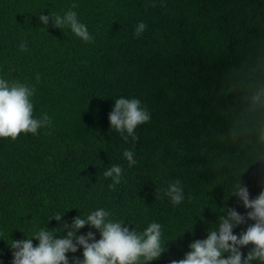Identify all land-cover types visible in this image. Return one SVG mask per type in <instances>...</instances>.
Returning a JSON list of instances; mask_svg holds the SVG:
<instances>
[{"label":"trees","instance_id":"obj_1","mask_svg":"<svg viewBox=\"0 0 264 264\" xmlns=\"http://www.w3.org/2000/svg\"><path fill=\"white\" fill-rule=\"evenodd\" d=\"M69 10L91 43L39 20ZM0 78L34 87V118L52 121L0 138V264H12V241L41 229L66 237L63 224L101 208L138 233L162 226L167 250L151 264L183 259L227 209L245 217L233 234L254 223L232 194L238 183L250 200L264 191V0H0ZM121 97L150 113L136 140L111 128ZM112 165L123 168L114 190L103 175ZM176 180L179 205L164 195ZM89 232L100 239L87 225L76 235Z\"/></svg>","mask_w":264,"mask_h":264},{"label":"clouds","instance_id":"obj_2","mask_svg":"<svg viewBox=\"0 0 264 264\" xmlns=\"http://www.w3.org/2000/svg\"><path fill=\"white\" fill-rule=\"evenodd\" d=\"M72 8H76V5L73 4ZM39 20L44 25L51 20L53 27L60 29L68 27L76 37L86 43L93 41L87 26L78 20L77 13L73 10L67 11L63 16L41 14ZM146 28L145 23H138L135 36L140 37ZM19 47L22 52L26 51V41ZM34 94V87L0 78V138L15 140L21 133L36 135L41 128H51L52 121L47 113L40 118H34V105L31 100ZM150 119V113L136 98L116 99L109 115L111 128L120 133L125 141L128 137L138 139L135 129ZM125 132L127 135H124ZM123 157L129 167L136 164L133 151L125 150ZM122 172L120 165H112L103 173L106 178H112L110 190H114L120 183ZM164 195L174 205H179L184 200L180 181L171 182ZM232 195L237 196L246 209H250L247 219L254 223L239 236L233 234V229L243 224L245 217L234 209H227V217H219L218 227L210 229L206 239L192 242L185 257L173 260L171 264H252L253 261L264 264V191L250 200L248 189L238 183ZM110 215V212L101 208L92 211L86 218L78 216L73 219L71 226L63 224L66 237L55 238L53 231L41 229L33 238L12 241V264H69L67 254L76 253L78 248H83V259L74 258L73 264H151L166 252V247L162 245V226L159 223L153 222L143 233H138L135 229L125 227L123 222L109 219ZM62 216L57 214L52 219L61 222ZM86 225L99 231V240L95 239L93 232L76 235ZM32 239L39 241L38 246L33 245ZM248 245L253 247L245 257L240 249ZM225 254H228L227 258Z\"/></svg>","mask_w":264,"mask_h":264}]
</instances>
